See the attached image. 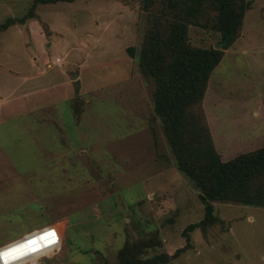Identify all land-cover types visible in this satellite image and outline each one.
Instances as JSON below:
<instances>
[{
  "label": "rangeland",
  "instance_id": "1",
  "mask_svg": "<svg viewBox=\"0 0 264 264\" xmlns=\"http://www.w3.org/2000/svg\"><path fill=\"white\" fill-rule=\"evenodd\" d=\"M249 1L201 103L225 161L264 147V0ZM32 3L0 0V25ZM148 17L145 0L61 1L0 31V88L15 94L0 115V245L48 224L63 234L59 251L26 264L113 263L140 241L146 255H175L165 264H264V207L212 201L214 223L188 228L205 204L140 66ZM188 36L219 46L214 29L191 24Z\"/></svg>",
  "mask_w": 264,
  "mask_h": 264
},
{
  "label": "trees",
  "instance_id": "2",
  "mask_svg": "<svg viewBox=\"0 0 264 264\" xmlns=\"http://www.w3.org/2000/svg\"><path fill=\"white\" fill-rule=\"evenodd\" d=\"M61 1L75 0H33L21 20L8 18L0 25V31L32 18L39 4ZM145 8L149 25L139 54L140 66L153 82L155 110L178 167L195 183L205 204L203 220L188 228L207 229L214 223L212 201L264 207V147L223 160L201 110L209 79L224 50L237 40L250 1L145 0ZM191 24L216 30L220 34L219 46H194L188 36ZM129 50L136 55L135 47ZM148 244L127 242L119 251L118 261L101 264H165L175 256L168 252L146 255Z\"/></svg>",
  "mask_w": 264,
  "mask_h": 264
},
{
  "label": "built area",
  "instance_id": "3",
  "mask_svg": "<svg viewBox=\"0 0 264 264\" xmlns=\"http://www.w3.org/2000/svg\"><path fill=\"white\" fill-rule=\"evenodd\" d=\"M51 230H54V236L50 234ZM45 234L49 235L46 236ZM33 240L36 241V251H31V245H29L28 247L23 248V254H21L20 252H16L9 255L7 258L0 256V264H22L23 259L28 258L34 254H40V256H42L47 255L48 253H56L62 247L63 234L59 227L56 226V224H48L12 241L1 244L0 253L4 252L6 249L14 248L17 245H24L25 242Z\"/></svg>",
  "mask_w": 264,
  "mask_h": 264
},
{
  "label": "crops",
  "instance_id": "4",
  "mask_svg": "<svg viewBox=\"0 0 264 264\" xmlns=\"http://www.w3.org/2000/svg\"><path fill=\"white\" fill-rule=\"evenodd\" d=\"M42 61H45V58L43 57V59H42ZM43 71H45V72H47L46 70H43ZM72 74V77L74 76V73H71ZM74 78V77H73ZM69 78H68V74H67V76H66V80H64V84H71V86L73 87V83H69L67 80H68ZM28 80H30V78L28 77L27 78V81ZM71 82V81H70ZM43 83L44 82H40L39 83V87H41L42 85H43ZM53 85H56V83L54 84V83H52V85H50V87L51 86H53ZM9 91V89H2V88H0V115H1V111H2V109L4 108V106L6 105V104H8L9 103V100H11L13 97H14V93L13 92H8ZM22 92L23 93H21V95H22V97H21V99H22V102H23V99L25 98V97H27V96H29V93H30V90H22ZM66 97L68 98L69 96H70V93H72V91H70L69 92V90L67 89L66 90ZM72 104V103H71ZM20 107H21V104H20ZM27 107V104L26 105H24L23 107H21V108H23V111H26V112H29L30 113V110H25V108ZM42 109H44V108H42ZM41 109V110H42ZM45 109H47V108H45ZM47 111L48 112H50V110L49 109H47ZM46 119H48L46 116H44V115H39V116H35V117H33V121L34 122H40V121H44V120H46Z\"/></svg>",
  "mask_w": 264,
  "mask_h": 264
},
{
  "label": "snow or ice",
  "instance_id": "5",
  "mask_svg": "<svg viewBox=\"0 0 264 264\" xmlns=\"http://www.w3.org/2000/svg\"><path fill=\"white\" fill-rule=\"evenodd\" d=\"M52 236L55 235V232L54 230H51V233H50ZM46 236L49 235V234H45ZM51 242V241H50ZM35 243L36 241L33 240V241H27L25 242L24 245H17L15 246L14 248H11V249H6L4 252L0 253V256L4 257V258H7L9 255L13 254V253H16V252H20L21 254H23V248L25 247H28L29 245H31L30 247V250L31 251H36V247H35ZM15 258V257H14Z\"/></svg>",
  "mask_w": 264,
  "mask_h": 264
},
{
  "label": "bare ground",
  "instance_id": "6",
  "mask_svg": "<svg viewBox=\"0 0 264 264\" xmlns=\"http://www.w3.org/2000/svg\"><path fill=\"white\" fill-rule=\"evenodd\" d=\"M39 256H40V254H34L28 258H25V259H23L22 264H26L28 260L35 261V259H37Z\"/></svg>",
  "mask_w": 264,
  "mask_h": 264
},
{
  "label": "water",
  "instance_id": "7",
  "mask_svg": "<svg viewBox=\"0 0 264 264\" xmlns=\"http://www.w3.org/2000/svg\"><path fill=\"white\" fill-rule=\"evenodd\" d=\"M78 76V74L76 73L73 77H77Z\"/></svg>",
  "mask_w": 264,
  "mask_h": 264
}]
</instances>
